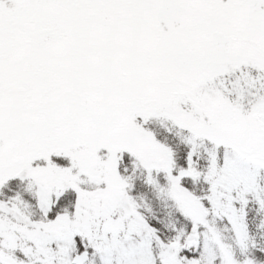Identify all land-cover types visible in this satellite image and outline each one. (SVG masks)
<instances>
[{
	"label": "snow or ice",
	"instance_id": "6c2138e0",
	"mask_svg": "<svg viewBox=\"0 0 264 264\" xmlns=\"http://www.w3.org/2000/svg\"><path fill=\"white\" fill-rule=\"evenodd\" d=\"M0 264H264V0H0Z\"/></svg>",
	"mask_w": 264,
	"mask_h": 264
}]
</instances>
